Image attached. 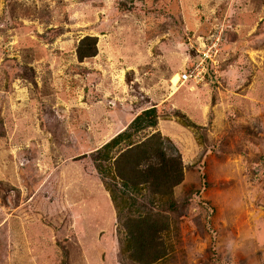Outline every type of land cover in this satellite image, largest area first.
I'll return each mask as SVG.
<instances>
[{
  "label": "rangeland",
  "instance_id": "374dc122",
  "mask_svg": "<svg viewBox=\"0 0 264 264\" xmlns=\"http://www.w3.org/2000/svg\"><path fill=\"white\" fill-rule=\"evenodd\" d=\"M150 106L183 164L153 264H264V0H0V264H138L151 193L118 221L92 152Z\"/></svg>",
  "mask_w": 264,
  "mask_h": 264
},
{
  "label": "trees",
  "instance_id": "16d2710c",
  "mask_svg": "<svg viewBox=\"0 0 264 264\" xmlns=\"http://www.w3.org/2000/svg\"><path fill=\"white\" fill-rule=\"evenodd\" d=\"M96 54L94 38L80 41L77 48L80 61ZM158 118L156 107L146 108L123 131L92 152L96 172L110 196L118 221L124 208L136 205L135 194L144 189L151 193L150 207L146 209L143 204L147 211L129 216L124 226L126 245L120 252H127L128 258L138 264H153L165 256L166 251L158 239L160 212L153 207H169L173 188L183 180L180 155L173 146H168L169 140L158 131L145 132L157 126ZM143 132V139L136 141L135 137Z\"/></svg>",
  "mask_w": 264,
  "mask_h": 264
},
{
  "label": "built area",
  "instance_id": "2783aa9c",
  "mask_svg": "<svg viewBox=\"0 0 264 264\" xmlns=\"http://www.w3.org/2000/svg\"><path fill=\"white\" fill-rule=\"evenodd\" d=\"M196 69H197V67H196L194 70H196ZM194 70H192L191 74H189V75H187V74H183V75L180 77L179 80H186L188 77H190V76L192 75V73L194 72Z\"/></svg>",
  "mask_w": 264,
  "mask_h": 264
},
{
  "label": "bare ground",
  "instance_id": "6f19581e",
  "mask_svg": "<svg viewBox=\"0 0 264 264\" xmlns=\"http://www.w3.org/2000/svg\"><path fill=\"white\" fill-rule=\"evenodd\" d=\"M178 80V76H176L175 78H174V82H176ZM175 89V88H174Z\"/></svg>",
  "mask_w": 264,
  "mask_h": 264
}]
</instances>
